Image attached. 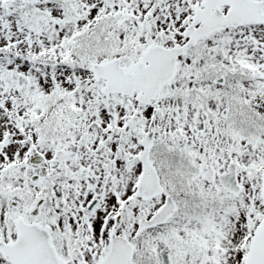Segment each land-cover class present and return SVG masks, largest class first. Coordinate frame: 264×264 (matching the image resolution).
<instances>
[{"label":"snow or ice","instance_id":"snow-or-ice-1","mask_svg":"<svg viewBox=\"0 0 264 264\" xmlns=\"http://www.w3.org/2000/svg\"><path fill=\"white\" fill-rule=\"evenodd\" d=\"M0 264H264V0H0Z\"/></svg>","mask_w":264,"mask_h":264}]
</instances>
